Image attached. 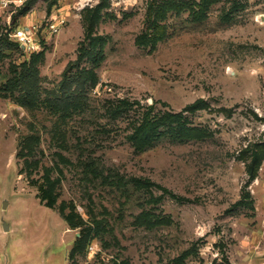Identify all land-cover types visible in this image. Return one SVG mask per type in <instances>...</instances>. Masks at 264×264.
<instances>
[{"label": "rangeland", "instance_id": "rangeland-1", "mask_svg": "<svg viewBox=\"0 0 264 264\" xmlns=\"http://www.w3.org/2000/svg\"><path fill=\"white\" fill-rule=\"evenodd\" d=\"M148 1L110 0L96 28L107 41L104 60L82 64L95 70L98 86L81 95L83 113L61 119L44 103L20 104V88L9 82L15 67L40 55V100L64 109L56 97L63 74L85 39L83 14L100 0H0V264H174L192 248L181 264H264V162L247 189L253 207L237 206L249 180L241 152L264 141V0H218L202 23L189 11L171 13L163 22L169 37L155 48L136 42L152 34ZM234 1L240 7L225 21ZM22 29L32 32L37 52L11 42ZM120 100L140 105L114 119L106 112ZM199 100L210 109L186 116L212 138L163 140L144 152L128 141L138 112L181 113ZM23 140L34 150L27 159L39 161L31 175L20 174ZM47 169L58 182L53 210L37 198ZM134 180L155 186L136 189ZM63 205L86 227L100 225L74 258L81 229L65 222ZM147 211L168 224L139 226Z\"/></svg>", "mask_w": 264, "mask_h": 264}, {"label": "trees", "instance_id": "trees-1", "mask_svg": "<svg viewBox=\"0 0 264 264\" xmlns=\"http://www.w3.org/2000/svg\"><path fill=\"white\" fill-rule=\"evenodd\" d=\"M217 1L218 0H199L186 2L184 0H149L147 29H152V34H142L137 38V44L155 48L159 42L167 39L169 37V28L167 25H163V22L167 20L171 13L180 15L183 11H189L192 21L196 23L206 21L211 7L216 4ZM234 2L231 10L223 16L225 21H229L231 12L237 11L240 7L239 3L236 1ZM110 7V0H100L97 6L87 8L83 14L85 39L81 42L77 60L70 64L63 74V80L60 84V93L62 97L56 96L57 98L64 99L66 103L64 109L58 108L59 101L57 100H52L51 103L50 100L47 103L40 100V94L38 92L39 70L37 68L40 55H32L30 62H24L21 66L15 67L13 71L14 76L10 80L8 87L11 89L16 87L20 88L19 95L16 98L20 104L28 109L35 110L40 108L41 105H43L42 103H44L46 109L48 108L49 111L52 109L51 113H56L61 119H66L75 113L79 114L85 111V107L83 108V104L80 102V97L81 95H85L86 92L96 88L99 83V78L93 68L83 67L82 64L86 61H92L95 66H98L99 63L104 60V49L107 41L106 38L96 35V28L105 14L104 11ZM11 42L19 47V44L14 40ZM0 58H2L1 53ZM18 68H21L20 72H17ZM139 105L138 102L120 100L111 103L106 113L112 118L118 119L129 112H135ZM209 109V105L204 100H199L193 105L187 106L181 113L166 112L163 114H154V107L149 106L145 108L143 112L137 113L139 116L133 119L131 123L132 132L127 139L136 152H144L152 149L163 140H169L179 144H185L191 141H205L212 138L213 133L206 128L193 126L186 114L194 115L199 111ZM33 138L34 137H32V139ZM27 141L28 140H23L21 142L18 158H25V166L21 169L20 174L27 172L28 175H31L34 170L38 169L39 161H30L27 159V157L34 152L33 147L29 145ZM241 158L246 165V173L249 180L245 190H243L242 200L237 206L253 207V202L250 201L251 194L247 189L250 184L258 178L259 171L263 165L264 141L251 145L243 150L241 152ZM42 181L43 183L38 187L37 198L42 205L53 210L59 200V194L57 193L58 182L52 180L48 169L45 171ZM116 183L123 186L126 185L122 180ZM133 186L136 189L142 187L148 190L149 187L155 186V184L149 181L134 180ZM162 192L165 195L169 194L171 198L178 201H187L175 196L167 189H162ZM152 198H154V196L150 194L149 200ZM60 214L71 229H81V237L76 241L70 253V257L74 258L76 255L84 252L89 242L99 234L100 225L97 222L93 228L86 227L84 219L75 212L74 208L71 212L66 213L64 205L61 207ZM160 221L161 222L154 220L148 211L142 212L136 218V223L139 226H145L147 228L155 227L158 223L168 224V220L164 218ZM196 250V248H192L191 251L184 253L183 256L175 260L174 264L184 263L187 257Z\"/></svg>", "mask_w": 264, "mask_h": 264}, {"label": "built area", "instance_id": "built-area-1", "mask_svg": "<svg viewBox=\"0 0 264 264\" xmlns=\"http://www.w3.org/2000/svg\"><path fill=\"white\" fill-rule=\"evenodd\" d=\"M14 41L28 48L32 54L37 52L39 49V45L36 39L33 38L32 32L29 29H22L16 32L14 35Z\"/></svg>", "mask_w": 264, "mask_h": 264}, {"label": "crops", "instance_id": "crops-1", "mask_svg": "<svg viewBox=\"0 0 264 264\" xmlns=\"http://www.w3.org/2000/svg\"><path fill=\"white\" fill-rule=\"evenodd\" d=\"M10 228L9 227H7V228H5V231H4V233H8V232H10Z\"/></svg>", "mask_w": 264, "mask_h": 264}, {"label": "water", "instance_id": "water-1", "mask_svg": "<svg viewBox=\"0 0 264 264\" xmlns=\"http://www.w3.org/2000/svg\"><path fill=\"white\" fill-rule=\"evenodd\" d=\"M6 207V206H5Z\"/></svg>", "mask_w": 264, "mask_h": 264}]
</instances>
